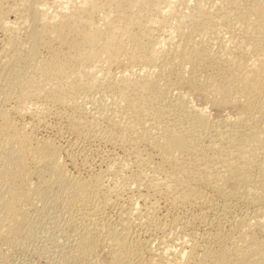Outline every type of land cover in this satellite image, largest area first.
I'll return each mask as SVG.
<instances>
[{"label": "bare ground", "instance_id": "6f19581e", "mask_svg": "<svg viewBox=\"0 0 264 264\" xmlns=\"http://www.w3.org/2000/svg\"><path fill=\"white\" fill-rule=\"evenodd\" d=\"M0 34L7 249L55 209L57 264H264V0H0ZM50 114L120 152L82 176Z\"/></svg>", "mask_w": 264, "mask_h": 264}, {"label": "rangeland", "instance_id": "374dc122", "mask_svg": "<svg viewBox=\"0 0 264 264\" xmlns=\"http://www.w3.org/2000/svg\"><path fill=\"white\" fill-rule=\"evenodd\" d=\"M0 37H1V34H0ZM185 92H188L189 89L188 88H185L184 89ZM194 102L196 104V106L198 107H204L206 110L210 109L211 111V114L212 115H215L216 117H221L223 118L224 116H230V117H235L239 114V107L238 106H235V107H232V108H227L225 110H219V109H216V110H213L212 108H206V104H205V101L202 97H196L194 98ZM59 115H55V114H50V116H47V118H45L44 124H39V128H38V134L40 135H44V136H58L60 132H62L61 134L63 135H59L57 138V141L58 143L62 144L63 143L65 144V142L67 143L68 140H73L74 142L78 141L77 137L73 134H71L68 129L66 128V125H65V121L64 119H60V116L58 117ZM19 120H21V118H18ZM64 124H63V122ZM62 124V125H61ZM45 125V126H44ZM60 127V128H59ZM58 130V131H57ZM60 131V132H59ZM68 131V132H66ZM57 132V133H56ZM65 133V134H64ZM57 134V135H56ZM71 134V135H70ZM73 136V137H72ZM77 138V139H76ZM70 142V141H69ZM75 142V143H76ZM80 142H81V146H80ZM82 142L84 143L83 146H82ZM89 142V143H88ZM100 142V141H99ZM98 140H91L90 141H78L77 143V147H82V149L84 148V150H81V148H77L75 146L74 148V152H73V158H74V162H75V166H73L77 172H79L82 176H87L88 175V172L89 173H92L93 171H96L97 169H100V168H105V163L108 161L107 158H109V156L111 154H113L115 151V153H118L120 152V150H117V149H114L112 146L101 142L99 143ZM66 145V144H65ZM88 145V146H87ZM90 147V148H89ZM76 149V150H75ZM79 150V151H78ZM112 151V152H111ZM76 153V154H75ZM80 153V154H78ZM83 153L84 156L86 155L87 156V163L83 162L82 163V160L84 159L85 160V157L81 154ZM86 153V154H85ZM79 156V157H78ZM108 156V157H107ZM63 157V160L67 161V157H65V155L62 156ZM78 157V158H77ZM102 157V158H101ZM82 160H81V159ZM105 160H104V159ZM77 160H80V161H77ZM103 160V161H102ZM77 162V163H76ZM99 162V163H98ZM105 162V163H104ZM98 163V164H97ZM81 165V166H80ZM79 166V167H78ZM83 166V167H82ZM94 166V167H93ZM87 167V168H86ZM72 168V165L68 166V169L69 171L75 173V169ZM74 169V170H73ZM78 169V170H77ZM81 169V170H80ZM88 169V170H87ZM71 172V173H72ZM76 172V173H77ZM87 172V173H86ZM87 174V175H86ZM238 187V184L236 183H231V184H228L227 188L228 190H235L236 188ZM57 185H55L53 187V191L56 192L57 191ZM219 199V200H218ZM217 201H216V204H219L217 205L218 207L221 206V204L223 203V200H220L221 198H218ZM234 200V203L235 204H239L238 205V208L241 206L240 205V202L237 200V199H233ZM222 201V202H221ZM242 204V203H241ZM236 205V206H237ZM56 204H54V208H55ZM235 206V207H236ZM241 208V207H240ZM239 208V209H240ZM194 209V208H193ZM189 210L190 212L192 211L193 213L196 211L197 213L200 212V210H204L205 208H199V207H195L194 210ZM200 209V210H199ZM237 210V207L235 208ZM238 209V210H239ZM52 210V209H51ZM54 210L53 209L52 211L53 212H48L49 214H44L42 215L40 221H39V225L36 226L37 228H40L42 230L41 231V235L38 237V239H36L34 242H30V241H26L24 243H22L20 246H17L16 248H12V249H7L8 247L3 243V241H1L0 239V264H57L58 263V257H59V254L58 252L60 251V247L58 249L55 250L54 247H52L50 249V245H51V239L53 237V233L58 230V225H55V223H53L54 220V216H52L54 214ZM181 213H185V211L182 212V210H180ZM204 211H207L206 209ZM195 212V213H196ZM179 212V214H181ZM211 216V215H210ZM209 216V218H210ZM39 220V219H38ZM63 223V222H62ZM61 223V224H62ZM56 224H60V223H56ZM214 223H212L211 226L215 227L217 224L213 225ZM222 224L223 222L221 223V227H222ZM225 224V225H224ZM223 224V229H226L227 228V223L224 222ZM63 225V224H62ZM62 225H59L60 227ZM54 226V227H53ZM57 227V228H56ZM62 227H66L67 232H71L72 230V227L71 226H62ZM212 227V228H213ZM226 227V228H225ZM56 228V229H55ZM69 228V229H68ZM60 229V228H59ZM200 231V230H199ZM69 232V233H70ZM66 237V236H65ZM63 241H65V245L67 243H69V240H66L64 239ZM68 241V242H67ZM53 249V250H52ZM59 250V251H58ZM54 251V252H53ZM56 251V252H55ZM102 251V252H101ZM55 255V256H52V254ZM98 254H99V257H98V263L99 264H107L108 263V260H109V257H108V254H107V251L103 248H100L98 250ZM52 257V258H51ZM54 257V258H53ZM3 260H6L5 262ZM50 260V261H49ZM52 261V262H51ZM4 262V263H3ZM97 263V264H98ZM60 264V263H59Z\"/></svg>", "mask_w": 264, "mask_h": 264}]
</instances>
